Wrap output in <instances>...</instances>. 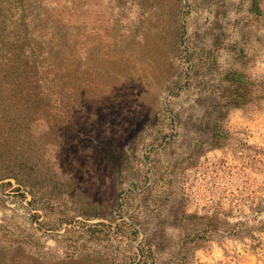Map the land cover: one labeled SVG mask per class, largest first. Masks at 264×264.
<instances>
[{
    "label": "rangeland",
    "instance_id": "374dc122",
    "mask_svg": "<svg viewBox=\"0 0 264 264\" xmlns=\"http://www.w3.org/2000/svg\"><path fill=\"white\" fill-rule=\"evenodd\" d=\"M0 264H264V0H0Z\"/></svg>",
    "mask_w": 264,
    "mask_h": 264
}]
</instances>
